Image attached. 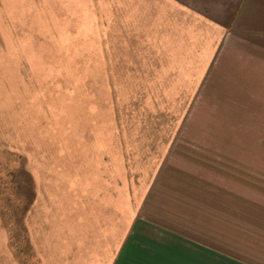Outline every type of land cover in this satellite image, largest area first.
<instances>
[{
  "label": "rangeland",
  "instance_id": "374dc122",
  "mask_svg": "<svg viewBox=\"0 0 264 264\" xmlns=\"http://www.w3.org/2000/svg\"><path fill=\"white\" fill-rule=\"evenodd\" d=\"M0 264H264V0H0Z\"/></svg>",
  "mask_w": 264,
  "mask_h": 264
}]
</instances>
